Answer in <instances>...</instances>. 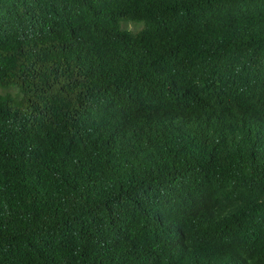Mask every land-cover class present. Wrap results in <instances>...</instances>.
I'll return each mask as SVG.
<instances>
[{
  "label": "trees",
  "instance_id": "trees-1",
  "mask_svg": "<svg viewBox=\"0 0 264 264\" xmlns=\"http://www.w3.org/2000/svg\"><path fill=\"white\" fill-rule=\"evenodd\" d=\"M0 90V264H264V0H0Z\"/></svg>",
  "mask_w": 264,
  "mask_h": 264
},
{
  "label": "rangeland",
  "instance_id": "rangeland-1",
  "mask_svg": "<svg viewBox=\"0 0 264 264\" xmlns=\"http://www.w3.org/2000/svg\"><path fill=\"white\" fill-rule=\"evenodd\" d=\"M125 28L127 30H130V31H137V30H139L141 28V26L140 25L133 24V23H128V24L125 25ZM0 94H4V92L2 90H0Z\"/></svg>",
  "mask_w": 264,
  "mask_h": 264
}]
</instances>
